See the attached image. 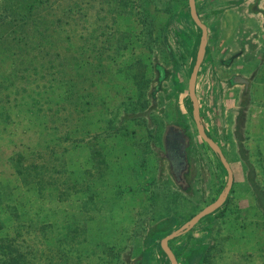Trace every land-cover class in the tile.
Returning a JSON list of instances; mask_svg holds the SVG:
<instances>
[{
  "label": "rangeland",
  "instance_id": "rangeland-1",
  "mask_svg": "<svg viewBox=\"0 0 264 264\" xmlns=\"http://www.w3.org/2000/svg\"><path fill=\"white\" fill-rule=\"evenodd\" d=\"M194 4L201 128L233 179L168 246L179 264H264V0ZM201 34L188 0H0V226L25 264H172L161 239L228 180L192 115ZM170 125L189 140L183 180Z\"/></svg>",
  "mask_w": 264,
  "mask_h": 264
},
{
  "label": "water",
  "instance_id": "water-1",
  "mask_svg": "<svg viewBox=\"0 0 264 264\" xmlns=\"http://www.w3.org/2000/svg\"><path fill=\"white\" fill-rule=\"evenodd\" d=\"M188 5H189V10H190V15H191L193 21L202 30L200 53H199V56H198L196 62L193 65L192 70H191L190 77H189V84H188L189 94H190L191 103H192L193 120H194V123L196 125L197 131H198V134L200 135V137L215 151V153L218 155L219 159L221 160L222 164L226 168V170L228 172V180H227V184H226V187L224 189V192L221 196H219L213 203L206 206L202 211H200L199 213L194 215L188 221L183 223L180 227L174 229L173 231H171L169 234H167L166 236H164L161 239V241H160L161 246H162L163 250L165 251V253L167 254V256L170 258L172 264H179V263H178L175 255H174L173 251L168 246V241L177 237L178 235L185 232L189 228H191L199 219H201L205 215L211 213L217 205L223 203L224 200L226 199L227 193L230 189V186L232 184V179H233L231 169L229 168V164L227 163L220 147L215 143V141L211 137L206 135L204 133L203 129L201 128L200 115H199V104H198L196 93H195V72H196V67L201 63V61L203 60L204 55H205L206 43H207V29H206L205 24H203L201 22L200 18L198 17V15L195 11L194 0H188ZM175 129H178V128H175Z\"/></svg>",
  "mask_w": 264,
  "mask_h": 264
},
{
  "label": "flooded vegetation",
  "instance_id": "flooded-vegetation-1",
  "mask_svg": "<svg viewBox=\"0 0 264 264\" xmlns=\"http://www.w3.org/2000/svg\"><path fill=\"white\" fill-rule=\"evenodd\" d=\"M188 146L189 140L184 130L175 129L172 125L165 129L163 133V150L172 178L175 176L178 180L179 178L181 180L185 179L188 172V164L185 160ZM180 186L187 188V186L181 184ZM192 264H197L196 259Z\"/></svg>",
  "mask_w": 264,
  "mask_h": 264
},
{
  "label": "trees",
  "instance_id": "trees-1",
  "mask_svg": "<svg viewBox=\"0 0 264 264\" xmlns=\"http://www.w3.org/2000/svg\"><path fill=\"white\" fill-rule=\"evenodd\" d=\"M33 4L35 5V2ZM24 7H25V9H30L31 4H25ZM239 29L240 30L244 29V27L239 26ZM151 40H152V38H151ZM241 47L243 48V45H242V43H240L238 41L239 51L236 54H238L240 52ZM38 50H41V49H38ZM48 50H50V48H48ZM37 52L40 53L39 51H37ZM51 54H54V57H57V55H59V61H58V64L56 65V67L61 68V70H59V71L65 70V65L67 64L65 56H62V55L57 54L55 52H51L48 55H51ZM252 55H253V50H251V52L247 51L245 54H243V58L247 61L246 62L247 64L253 63L254 56H252ZM46 61L49 62L50 58H48ZM260 200H258L256 207L262 216L263 224H264V199L261 201ZM4 228H5V226H0V253H1V256L3 258V262L5 264H25L26 262L22 261L23 255L20 254L19 251L15 248V245L12 244V243H14V238L11 236L9 237V235L6 232H3ZM116 256H117V260H116L115 264H126L127 263L126 260L124 258H122L123 256H122L121 252H117Z\"/></svg>",
  "mask_w": 264,
  "mask_h": 264
},
{
  "label": "crops",
  "instance_id": "crops-1",
  "mask_svg": "<svg viewBox=\"0 0 264 264\" xmlns=\"http://www.w3.org/2000/svg\"><path fill=\"white\" fill-rule=\"evenodd\" d=\"M263 96H264V95H263ZM255 105H256L255 108H257V109L255 110V115L257 114L256 116H259V114L261 113V109H263V108L261 107V105H258L257 102L255 103ZM259 109H260V110H259Z\"/></svg>",
  "mask_w": 264,
  "mask_h": 264
}]
</instances>
